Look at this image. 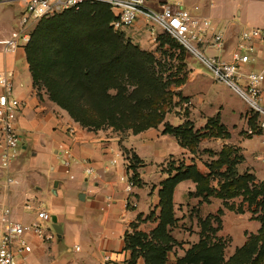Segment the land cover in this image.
I'll return each instance as SVG.
<instances>
[{
	"label": "crops",
	"instance_id": "0c3cea01",
	"mask_svg": "<svg viewBox=\"0 0 264 264\" xmlns=\"http://www.w3.org/2000/svg\"><path fill=\"white\" fill-rule=\"evenodd\" d=\"M166 1L148 0L147 5L159 10ZM180 2L186 9H199L203 13L199 17L210 21L211 28L201 47L208 56L226 62L233 60L242 31L264 25V0ZM0 4L3 5L0 9V74H11L13 95L23 103V107L14 115L22 145L9 168L0 169V195L4 203L13 209L14 217L23 223H30L39 209L47 211L46 199L49 200L56 215L52 217H56L62 230V234L58 235L53 229L54 237L48 241L27 234L25 238L28 246L24 255L17 257L18 262L102 264L104 255H110L118 261L131 264V251L126 249V235L133 231L148 233L157 225L158 220H146V217L151 212L155 213V217L160 213L161 183L170 176L161 171L162 167L169 157L184 153H187L183 156L187 157L188 165L191 153L181 147L175 137L164 134L161 125L138 134L128 132L123 135L111 128L90 130L75 122L46 93H38L25 47L13 53L3 51L5 41L18 27L23 6L19 0H6ZM214 33H222L221 48L215 45ZM263 57L264 44L258 40L254 43L251 61L243 65L242 71L248 73L260 70ZM200 72L197 69L192 73L191 81L196 89L190 94L193 106L189 119L195 122L194 114L197 112L200 117L195 124L201 129L205 127L207 118L219 115L220 124L230 134L228 142L223 144L232 143L242 148L245 159L249 160V164L252 163V171L258 170L264 175L255 160L247 155L256 154L258 160H264V132L257 134L260 136L257 151L248 152L243 146L244 139L239 136L249 127L248 110L243 113L231 103L221 104L218 101L219 92L211 90L209 79H205ZM260 89L264 103V80ZM1 92L3 89L0 87ZM236 120L239 124H236ZM242 121L246 126L243 130L239 128ZM64 150H69L72 156L68 168L64 166L65 157L61 154ZM125 151L134 153L142 160L137 168L139 183L132 192L126 190L127 182L134 173L129 167L130 154ZM86 166H91L94 173H86ZM197 168L200 169V166L197 165ZM7 176L16 182L10 187H2ZM185 188L194 192L195 184L189 180L178 184L173 197L174 209L176 196ZM136 264L146 263L140 257Z\"/></svg>",
	"mask_w": 264,
	"mask_h": 264
},
{
	"label": "trees",
	"instance_id": "16d2710c",
	"mask_svg": "<svg viewBox=\"0 0 264 264\" xmlns=\"http://www.w3.org/2000/svg\"><path fill=\"white\" fill-rule=\"evenodd\" d=\"M43 19L25 47L34 85L36 87L42 81L50 100L66 110L75 122L90 130L109 125L132 129L134 134L158 128L164 122L173 101L168 89L171 82L163 81L155 74L148 52L125 41L123 34L111 27L115 15L109 5L85 3L77 11L68 9ZM171 39L174 46L185 51ZM41 56L44 57L42 64ZM179 58L183 60V56L179 55ZM126 84L133 88L127 89ZM257 119V114L249 118L252 129H256ZM204 128L205 132L200 133L187 120L179 126L165 123L163 133L175 137L191 154L197 152L202 137L230 138L227 129L220 124L219 115L207 118ZM132 158L129 167L134 174L131 178L137 184L135 163L139 159L136 155ZM237 162L239 159L233 148L223 146L218 158L207 165V175L195 164L181 163L175 168V175L161 183L157 226L150 233L133 231L126 235V249L131 251L130 263L136 264L142 257L146 264H166L168 252L178 244L169 232L176 223L174 191L178 184L189 180L195 184V191L189 195L206 200L212 195L229 199L239 193L251 194L249 205L261 206V226L226 259L224 243L220 239L212 241L208 235V231L217 230L212 226V219L221 221L208 215L199 221V242L175 264H264V184L258 190L250 191L249 182L254 177L247 172L239 174ZM223 167L225 169L221 171ZM212 176L219 177L218 189L211 184ZM218 212L222 213L221 210ZM154 216L151 212L146 220Z\"/></svg>",
	"mask_w": 264,
	"mask_h": 264
},
{
	"label": "built area",
	"instance_id": "2783aa9c",
	"mask_svg": "<svg viewBox=\"0 0 264 264\" xmlns=\"http://www.w3.org/2000/svg\"><path fill=\"white\" fill-rule=\"evenodd\" d=\"M6 0H0V2ZM23 11L18 27L13 35L4 43L3 51L13 53L20 47H26L31 41V36L40 20L68 9L79 10L85 3H105L111 7L115 19L111 27L115 31H125L133 27L140 18L153 28L160 29L163 33L173 38L180 46L202 63L212 77L230 88L238 95L249 108L258 115L257 130H264V107L261 105V84L264 80V57L262 68L258 71L244 73L243 65L251 61L254 52V43L261 41L264 44V26L248 28L238 37L233 60L226 62L216 57L208 56L202 48L206 33L211 28V23L194 15L182 6L180 0H167L159 10L151 9L148 0H19ZM215 45L222 47V33L213 34ZM0 169H8L17 158L22 145L20 133L15 125L14 115L23 107L22 101L13 95V82L10 73L0 74ZM252 128L248 133L252 134ZM64 166L69 167L71 152H61ZM85 172L93 174L94 169L86 166ZM16 181L7 176L2 187H10ZM1 185V184H0ZM135 182L130 178L126 190L132 192ZM136 206V203H134ZM28 208H31L27 205ZM51 216L44 209L37 210L30 223H23L13 215V209L4 203L0 195V264H20L17 257L23 256L28 246L27 234H33L43 240L54 237ZM51 227V229H50ZM102 264H126L104 255Z\"/></svg>",
	"mask_w": 264,
	"mask_h": 264
},
{
	"label": "rangeland",
	"instance_id": "374dc122",
	"mask_svg": "<svg viewBox=\"0 0 264 264\" xmlns=\"http://www.w3.org/2000/svg\"><path fill=\"white\" fill-rule=\"evenodd\" d=\"M2 7L3 5L0 4V9H2ZM187 9L194 15L201 16L203 14L199 9L195 10L190 7ZM44 20L46 19H43L42 21ZM40 21L39 23L41 24L42 21ZM39 23L37 26L40 25ZM252 23L253 22H250V24ZM118 33L123 34L125 41H129L133 45L139 47L142 51L148 52L152 57L150 63L155 74L159 75L163 81L171 82L168 89L172 93L173 101L171 109L165 115L164 122L160 124L163 126V130L165 123H169L172 126H179L187 120L191 121L189 117L191 116L190 114L193 104L191 102L192 96H190V94L193 92V89H196L191 79L192 73L197 69L201 71L200 73H202L205 79H209L212 88L211 90L219 92L218 101H220L221 104L226 102L229 104L231 103V105H234L237 109H241L243 113H246V110H248V118L255 116V113L249 108V106L247 104L245 105V103L230 88L224 84H219L220 82H215L211 78L209 70L203 66L202 63L196 60L186 50H182L183 52H181V49H179L178 46H174L175 43L168 35L163 33L160 29L148 25L143 18H140L133 27L128 28L125 31H119ZM200 48L202 47L200 46ZM179 55L183 56V60H180ZM43 59L44 57L41 56L40 64H42ZM177 81L180 82L177 83ZM126 85L127 86L125 87L127 89L131 90L133 88L129 86V84ZM36 87L38 91H43L48 95L46 91L47 88L42 81H39ZM261 105L264 107L262 101ZM194 115L195 122L196 120L199 121V114L195 112ZM236 121V124H239L238 120ZM191 122L194 130H198L200 133L205 132V128L199 129L195 122ZM248 125L249 127L247 130L242 131L239 136L244 139L243 146L247 148V151L255 152L257 151L260 142V136L257 134L263 133L264 130H257L256 123V129H253L254 132L250 134L248 133V129L251 128V125L249 123ZM104 128H111L114 131L121 132L123 135H126L128 132L133 133L132 129L128 128H117L109 125ZM239 128L241 130L246 128L243 121L240 122ZM228 139L229 138L226 139L223 137H202L197 152L188 156V165H199V171L201 170L203 171L201 172L202 174L207 175L209 174L207 165L218 158V154L223 146H230L234 150V155L237 154V159H239V162H237L236 165V170L239 174L246 172L250 173L254 177L253 181L249 182L250 191L258 190L259 187L264 184V175L258 170L252 171V168L250 167L252 163L249 164V160L245 159L242 148L235 146L232 143L223 144ZM127 154L129 155L130 152L127 151ZM184 154L187 155V153ZM184 154L169 157L166 161V165L162 167L161 171H164L168 176L175 175V168L181 163L186 165L187 157L183 156ZM134 155V153L130 154L129 158L134 157ZM247 155L252 157V160H255V163L264 173V160H258L256 154L251 155L247 153ZM132 160L135 162L134 158H132ZM140 164H142V160L139 159L135 165H137L138 168ZM224 169L225 167L221 168V171H224ZM36 178L38 177L36 176ZM218 180L219 177L212 176L211 184L216 189H218ZM189 193L190 192L185 188L181 189L176 196V209H174L176 223L175 226L169 228V232L178 244H174L172 250L168 252L166 264H175L179 258L186 254L187 250L199 242V221L205 219L208 215L218 217L221 221V223H218L216 219H212V226L217 228V230L215 232L208 231V235L212 241L220 239L221 242L224 243V255L226 259L231 257L238 247L242 246L244 239L246 240L251 234H255L261 226V206H257L256 203L251 206L249 205L248 200L251 199L249 198L252 197L251 194L245 195L244 193H239L229 199L218 198L215 195H212L206 200L201 197L190 196ZM46 202L48 205H46L45 208L51 218L52 216H56L50 201L46 199ZM219 210H221L222 213H219ZM158 215L153 218L155 222L158 220ZM51 225L48 224V227ZM51 231L54 232L52 229Z\"/></svg>",
	"mask_w": 264,
	"mask_h": 264
},
{
	"label": "water",
	"instance_id": "95a60500",
	"mask_svg": "<svg viewBox=\"0 0 264 264\" xmlns=\"http://www.w3.org/2000/svg\"><path fill=\"white\" fill-rule=\"evenodd\" d=\"M82 195L84 196V194H82ZM52 227L58 235L62 234V230L60 229L59 225L57 224L56 217H52Z\"/></svg>",
	"mask_w": 264,
	"mask_h": 264
}]
</instances>
